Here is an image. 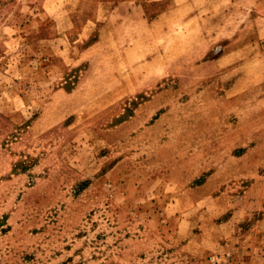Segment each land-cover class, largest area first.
I'll return each instance as SVG.
<instances>
[{
	"label": "rangeland",
	"instance_id": "374dc122",
	"mask_svg": "<svg viewBox=\"0 0 264 264\" xmlns=\"http://www.w3.org/2000/svg\"><path fill=\"white\" fill-rule=\"evenodd\" d=\"M213 1L0 0V264H264V4Z\"/></svg>",
	"mask_w": 264,
	"mask_h": 264
},
{
	"label": "crops",
	"instance_id": "0c3cea01",
	"mask_svg": "<svg viewBox=\"0 0 264 264\" xmlns=\"http://www.w3.org/2000/svg\"><path fill=\"white\" fill-rule=\"evenodd\" d=\"M253 3H255V5H262V4H264V0H253ZM208 4H211V5H208V6L204 5V9L203 10L201 9V7L197 8L198 9L197 14H195L194 17H197L198 21L200 23H202L203 20H206L207 18H210L211 14L212 15L213 14L214 15L219 14L220 15L219 17H221V18H219V19H221L220 21L224 22L223 25H222L223 26L222 28H224V27L228 28L227 27L228 24H229L228 26H230V27L237 26V21L236 20L231 21V19H229V23H227V18L223 19V17H227V15H229V14L232 15L234 12L236 13V11L238 10L237 0H214L212 3H208ZM226 10H227V12H225ZM258 12L259 13L256 14V18L254 16L251 20H249V22L251 23V26H253L254 34L256 36H264V35H261V34L259 35L257 29L255 28V24H256L257 20H259L260 18L264 20V11H262L261 9L258 8ZM208 13H209V15H208ZM202 15H204V17H202ZM215 19H218V18L216 17ZM200 34H202V33H200ZM216 35H217V37H216L217 40L220 41L222 39L221 33H219V35L217 33ZM219 48H220L219 51H223L222 49H224V47H222L221 45L219 46ZM205 50L207 51L209 49H205ZM220 58H221V55H218L216 57L214 56V57L208 59L206 61V63H208V64L211 63L214 66H217L219 64ZM259 74H260V81L261 82L264 81V63L260 67ZM250 199L251 198L248 197V202L247 203L252 204V203H250L251 202Z\"/></svg>",
	"mask_w": 264,
	"mask_h": 264
}]
</instances>
